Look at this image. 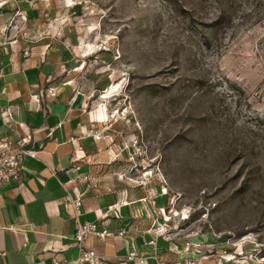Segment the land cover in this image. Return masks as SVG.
<instances>
[{
	"label": "rangeland",
	"instance_id": "rangeland-1",
	"mask_svg": "<svg viewBox=\"0 0 264 264\" xmlns=\"http://www.w3.org/2000/svg\"><path fill=\"white\" fill-rule=\"evenodd\" d=\"M28 4L77 56L97 169L165 210L180 264H264V0Z\"/></svg>",
	"mask_w": 264,
	"mask_h": 264
},
{
	"label": "crops",
	"instance_id": "crops-1",
	"mask_svg": "<svg viewBox=\"0 0 264 264\" xmlns=\"http://www.w3.org/2000/svg\"><path fill=\"white\" fill-rule=\"evenodd\" d=\"M28 3L11 0L0 9V139L17 142L28 134L31 141L26 148L33 152L23 161L21 182L0 190V252L5 253L0 264H52L54 258L75 264L77 219L70 203L73 192L65 186L76 185L77 178L88 174L100 176L102 183L82 198L78 221H108L110 233L126 231L121 238L91 236L89 249L106 257L135 250L146 256V264H159L156 259L163 264L183 263L188 254L170 235L160 237L156 246L149 245L160 220L157 209L162 207L140 202L141 189L116 179L105 166L97 169L98 163L105 164L95 162L102 157L94 155L96 140L87 135L92 118L81 106L74 82L77 56L68 46L56 52L43 24L46 10L42 4V9L37 5L31 10ZM21 8L27 11V23L16 26L13 18ZM36 34L41 37L33 38ZM3 110L10 112L12 126L2 122ZM79 147L85 153L80 160Z\"/></svg>",
	"mask_w": 264,
	"mask_h": 264
},
{
	"label": "built area",
	"instance_id": "built-area-1",
	"mask_svg": "<svg viewBox=\"0 0 264 264\" xmlns=\"http://www.w3.org/2000/svg\"><path fill=\"white\" fill-rule=\"evenodd\" d=\"M10 1L11 0H0V9H2ZM16 19L21 20L24 24H26L27 11L24 10L23 8L17 10L13 18V22ZM24 37L28 41L32 40L28 33H24ZM24 54L26 56L29 55L28 47H26V49L24 50ZM2 77H3V69L1 68V62H0V79ZM51 91L54 90L51 89ZM9 113L10 112L8 110L1 111V119L5 125L12 126L9 119ZM94 135H93V131L88 133V136L95 137ZM30 141H31V137L28 134H26L25 137L20 138L17 142H12L11 140L8 139H0V190L3 189L9 183L21 182L23 161L25 158L33 156V152L26 148V146L30 143ZM84 157H85V153L82 150V148L79 147L78 152L76 154V158L80 160ZM118 179L121 181L130 180L127 177V175L121 176ZM101 183H102V178L100 176L88 174L77 178L76 185L71 187H69L68 185L65 186L67 191L73 192L70 203L74 210L75 218L77 219V226L75 233L73 235L75 245L78 249V257L74 261L75 264H130V263L146 264V260H147L146 256L135 250H131L125 256L106 257L100 255L95 250L88 248L87 244L91 236H95L96 238L103 240L109 237L121 238L126 234V231L124 230L120 231L118 234L110 233L107 230V226L109 224L108 221H104L101 223H97V222L80 223L78 221V218L80 216V209L82 207V198L85 196L87 192L98 189ZM78 189H80L79 192L77 191ZM161 195L164 196V194ZM140 202L149 203L146 197L142 198ZM151 206L155 208V202H153V205ZM164 211L163 208L157 209L156 214L160 220H157V222L155 223V227L152 230L155 239L149 242V245L151 246H156L157 240L160 237L166 236L164 224L167 223L169 220L168 219L166 220L165 213H163ZM159 212L161 214L163 213V216H161ZM99 227H102L103 229L100 231ZM185 246H186L185 249L188 250L190 244L187 242ZM4 256L5 253L0 252V259ZM156 260L158 261L159 264H163L160 263L158 259ZM52 264H71V262L65 259L54 258L52 260Z\"/></svg>",
	"mask_w": 264,
	"mask_h": 264
}]
</instances>
